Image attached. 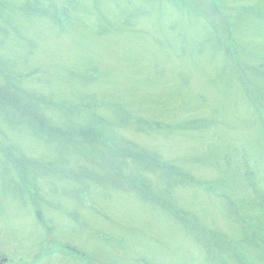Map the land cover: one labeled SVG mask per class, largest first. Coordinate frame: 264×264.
Instances as JSON below:
<instances>
[{
    "label": "rangeland",
    "instance_id": "374dc122",
    "mask_svg": "<svg viewBox=\"0 0 264 264\" xmlns=\"http://www.w3.org/2000/svg\"><path fill=\"white\" fill-rule=\"evenodd\" d=\"M145 1L0 0V264H264V0Z\"/></svg>",
    "mask_w": 264,
    "mask_h": 264
},
{
    "label": "trees",
    "instance_id": "16d2710c",
    "mask_svg": "<svg viewBox=\"0 0 264 264\" xmlns=\"http://www.w3.org/2000/svg\"><path fill=\"white\" fill-rule=\"evenodd\" d=\"M151 3H152V0H146L145 1V4L147 5V6H150L151 5ZM138 10H140V9H138ZM145 11H140V14H142V13H144ZM134 15L136 14L135 12L133 13ZM139 13H137L136 15H138ZM135 15V16H136ZM127 23H129V22H127ZM1 94V96L3 97V96H8L9 95V98H10V100H11V93H8V92H5V93H0ZM7 103L8 104H13L12 102H10V101H7ZM40 118V117H39ZM38 121H41V120H38ZM91 135H93V133H91ZM260 197V196H259ZM264 200H260V202H258V203H262ZM260 206H262L261 204H259ZM258 204L256 205V209L257 210H260L261 209V207L259 206Z\"/></svg>",
    "mask_w": 264,
    "mask_h": 264
},
{
    "label": "water",
    "instance_id": "95a60500",
    "mask_svg": "<svg viewBox=\"0 0 264 264\" xmlns=\"http://www.w3.org/2000/svg\"><path fill=\"white\" fill-rule=\"evenodd\" d=\"M4 262H6V260H5V259H3V260L1 261V263H4Z\"/></svg>",
    "mask_w": 264,
    "mask_h": 264
}]
</instances>
